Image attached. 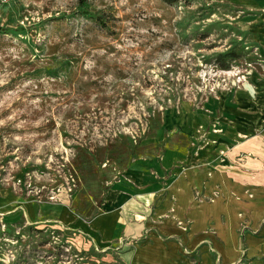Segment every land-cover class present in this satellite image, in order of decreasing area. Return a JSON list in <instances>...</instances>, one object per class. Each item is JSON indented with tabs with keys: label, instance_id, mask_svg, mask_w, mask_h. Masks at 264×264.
I'll list each match as a JSON object with an SVG mask.
<instances>
[{
	"label": "rangeland",
	"instance_id": "1",
	"mask_svg": "<svg viewBox=\"0 0 264 264\" xmlns=\"http://www.w3.org/2000/svg\"><path fill=\"white\" fill-rule=\"evenodd\" d=\"M261 96L264 0H0V264H134L162 238L156 204L129 210L143 234L104 239L91 222L115 182L219 145L224 115ZM258 106L246 117L264 128ZM246 234L259 226H241V254Z\"/></svg>",
	"mask_w": 264,
	"mask_h": 264
},
{
	"label": "crops",
	"instance_id": "2",
	"mask_svg": "<svg viewBox=\"0 0 264 264\" xmlns=\"http://www.w3.org/2000/svg\"><path fill=\"white\" fill-rule=\"evenodd\" d=\"M262 100L248 108L238 102V112L224 115L225 123L232 115L238 118L234 126H223L219 145L203 142L182 153L168 149L160 159L130 164L131 179H121L110 189L91 222L94 232L106 240L122 233L138 237L146 231L145 222L131 221L129 210L143 216L156 204L152 231L162 238L139 247L134 264H186L196 253L201 264H213L214 255L224 264L243 255L264 264V128L246 117ZM241 131L247 138L238 139ZM224 146L228 149L222 156ZM176 162L182 165L170 179H153L165 177ZM245 224L259 226V234L245 235L247 248L241 254L240 228Z\"/></svg>",
	"mask_w": 264,
	"mask_h": 264
}]
</instances>
